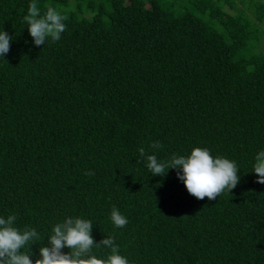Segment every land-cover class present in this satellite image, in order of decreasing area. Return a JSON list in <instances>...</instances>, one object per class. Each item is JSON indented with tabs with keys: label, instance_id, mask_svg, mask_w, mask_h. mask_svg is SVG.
<instances>
[{
	"label": "trees",
	"instance_id": "1",
	"mask_svg": "<svg viewBox=\"0 0 264 264\" xmlns=\"http://www.w3.org/2000/svg\"><path fill=\"white\" fill-rule=\"evenodd\" d=\"M31 2L0 0L13 37L0 58V214L37 229L32 250L82 216L131 264H264V185L251 172L264 149V0H36L66 17L44 47L24 21ZM194 147L237 162L231 193L197 199L140 155Z\"/></svg>",
	"mask_w": 264,
	"mask_h": 264
},
{
	"label": "clouds",
	"instance_id": "2",
	"mask_svg": "<svg viewBox=\"0 0 264 264\" xmlns=\"http://www.w3.org/2000/svg\"><path fill=\"white\" fill-rule=\"evenodd\" d=\"M66 17L56 8L48 6L41 13L36 0L28 6L24 21L34 46H43L48 41H59L66 31ZM13 37L0 30V58L5 59L10 51ZM160 149L156 141L152 145ZM140 155L146 156V168L151 176L165 177L170 169L176 171L187 192L197 199L207 197L214 200L224 192L231 193L241 181V169L237 162L225 156H213L207 147H194L187 155L172 154L162 160L156 154L146 155L143 148ZM252 173L256 182L264 185V149L257 151L252 163ZM92 175V172L88 173ZM110 219L116 228H124L128 218L118 207L113 206ZM14 214H0V264H131L127 256L121 254L118 245L111 236L97 243L92 235L93 221L82 216H65L55 223L47 243L37 251L32 250L34 241L41 240L35 227L17 226ZM45 239V237H44ZM97 246L110 249L106 257L93 254ZM68 249L69 251H65Z\"/></svg>",
	"mask_w": 264,
	"mask_h": 264
}]
</instances>
